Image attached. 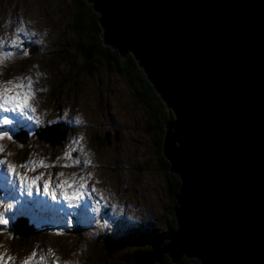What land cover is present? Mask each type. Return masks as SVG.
Segmentation results:
<instances>
[{"label": "rangeland", "instance_id": "1", "mask_svg": "<svg viewBox=\"0 0 264 264\" xmlns=\"http://www.w3.org/2000/svg\"><path fill=\"white\" fill-rule=\"evenodd\" d=\"M72 14L69 0H0V85L28 78L36 109L33 120L0 111V133H7L0 139V160L6 161L0 165V188L6 191L0 215L8 221L0 224V264H129L142 243L160 239L157 231L166 237L173 224L174 198L158 170L147 107L116 69L92 64L86 72L80 45L93 41L76 37ZM34 46L40 50L31 56L28 48ZM5 117L12 123L3 124ZM58 123L72 131L49 136L63 137L51 147L37 132ZM21 126L28 131L16 132ZM19 135L30 142L14 139ZM41 160L55 166L33 163ZM21 175L40 176L39 190L33 187L29 195ZM45 181L56 199L44 193ZM62 181L73 187L57 188ZM81 183L86 188L78 200L64 199L63 191L71 194ZM22 217L35 233L17 235L14 223Z\"/></svg>", "mask_w": 264, "mask_h": 264}, {"label": "water", "instance_id": "2", "mask_svg": "<svg viewBox=\"0 0 264 264\" xmlns=\"http://www.w3.org/2000/svg\"><path fill=\"white\" fill-rule=\"evenodd\" d=\"M86 1L103 44L132 54L174 113L162 155L181 182L178 229L136 264H264V0Z\"/></svg>", "mask_w": 264, "mask_h": 264}, {"label": "trees", "instance_id": "3", "mask_svg": "<svg viewBox=\"0 0 264 264\" xmlns=\"http://www.w3.org/2000/svg\"><path fill=\"white\" fill-rule=\"evenodd\" d=\"M69 1H71L74 7V14H72L71 18L73 21V31L76 37L79 39L88 35V37L92 38L93 41V43L89 46L87 45V47H85L83 43H81L80 45L82 46V48L80 49V53L83 56V60L85 61V65L87 67L86 72H89L90 66L92 64L105 66L109 69H116L118 73H121L125 78L131 80V82L133 83L132 85H135L137 90L135 95L147 107V111L149 113L148 124L150 125L148 131L151 134L152 132L154 133V143H156V146L158 147L157 153L159 154L158 162L160 166L158 170L164 177L168 192L172 196V199L174 198L173 204L170 207V212L172 217H174L173 219L175 225L168 228L169 232L166 235V237H168L178 229V224L174 213V202L175 196L179 192L181 185L179 177L170 172V164L162 155L164 134L166 131L165 125L174 119V113L167 108L166 104L156 92L153 85L149 82L144 71L140 68L138 61L132 54H129L126 58H122L118 51H114L113 49L106 47L103 44V31L99 22L100 17L94 11L92 5L89 4L86 0ZM89 51L92 52V58L95 57L93 61H91L92 59L89 60L87 58V54ZM158 233L159 231H157L156 236H158L159 238H163ZM148 243H150L149 240H146V242L142 243L141 246H143V249L136 253L129 264H136L141 258L152 251V248H149V246H147ZM168 244L169 241H164L163 245H161V248H165ZM108 256H110V254ZM191 262L192 264H199V262L195 260L187 259H183L178 264H190ZM154 264L175 263L172 262L169 256H165L162 263Z\"/></svg>", "mask_w": 264, "mask_h": 264}, {"label": "snow or ice", "instance_id": "4", "mask_svg": "<svg viewBox=\"0 0 264 264\" xmlns=\"http://www.w3.org/2000/svg\"><path fill=\"white\" fill-rule=\"evenodd\" d=\"M26 81V82H25ZM10 87H5L3 85H0V111L6 112V113H19L21 117H26L28 120L34 119V114L36 109L32 107L30 101L34 99L35 92L32 89V82L28 78H23L22 82L20 83H13L12 81L6 82ZM37 123H39V120H36ZM79 122V121H78ZM3 124L8 125L11 124L12 121L9 120L7 117H5L2 121ZM7 133H0V139H2L4 136H6ZM11 139V137H8ZM3 149L0 148V152H2ZM6 161L0 160V165L5 164ZM35 166L39 167H53L55 165H46L42 160L33 162ZM64 167H69L70 165H63ZM21 168L29 167V165H19ZM8 171L12 173L13 175H17L15 172V167L13 165H7ZM31 171H35V167L30 168ZM59 175H63V173H60ZM41 179L40 176L33 177L31 179H28L25 176H20V180L22 182H27L28 186V194L31 195V189L33 187H37V182ZM75 183V181L73 182ZM57 188L62 187H73V184H69L67 181H62L56 185ZM86 185L81 183L79 185V189L77 191H74L73 193L69 194L67 191H63L61 195L66 200H78L83 190H85ZM37 190L39 188L37 187ZM43 191L45 194L52 196L53 199H56V193L53 189H50L49 182L45 181L43 185ZM92 191H95V189H92ZM8 223L7 219L3 217V215H0V224L6 225ZM24 264H30V261H25Z\"/></svg>", "mask_w": 264, "mask_h": 264}, {"label": "bare ground", "instance_id": "5", "mask_svg": "<svg viewBox=\"0 0 264 264\" xmlns=\"http://www.w3.org/2000/svg\"><path fill=\"white\" fill-rule=\"evenodd\" d=\"M34 48H37L36 49V51L35 50H33ZM33 51H35L34 53H36V52H39V50H40V47L39 46H34V47H32L31 48ZM33 51H31V52H29V54L32 56L34 53H33ZM35 90V89H34ZM39 127V126H38ZM66 129V128H69V127H67L64 123H58V124H55V125H52V126H47L46 128H42L41 130H40V132H44V131H46V133L45 134H48L49 136H56V134L58 135V132H61V130L62 129ZM44 129V130H43ZM70 129V131L72 130V128H69ZM39 132V133H40ZM38 134V133H37ZM50 139H51V137H49ZM14 139H30V138H28L27 136H23V135H19V137H15ZM53 140V139H52ZM55 140H57V139H55ZM54 140V141H55ZM51 141V140H50ZM22 142H24V141H22ZM52 142V141H51ZM79 159V158H78ZM128 180V179H127ZM41 201H43V198L42 199H40Z\"/></svg>", "mask_w": 264, "mask_h": 264}, {"label": "flooded vegetation", "instance_id": "6", "mask_svg": "<svg viewBox=\"0 0 264 264\" xmlns=\"http://www.w3.org/2000/svg\"><path fill=\"white\" fill-rule=\"evenodd\" d=\"M72 131V130H71ZM27 135H28V132H27ZM78 158H80V157H78ZM171 218H172V215H171ZM173 225H175V222H174V219H173V224L170 222L169 223V227H171V226H173Z\"/></svg>", "mask_w": 264, "mask_h": 264}]
</instances>
